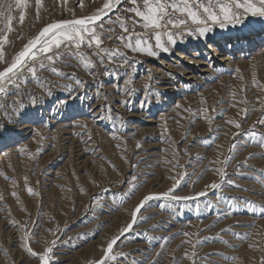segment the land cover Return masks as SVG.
<instances>
[{"label":"rangeland","instance_id":"obj_1","mask_svg":"<svg viewBox=\"0 0 264 264\" xmlns=\"http://www.w3.org/2000/svg\"><path fill=\"white\" fill-rule=\"evenodd\" d=\"M53 3L54 0H45L46 7ZM67 8L75 9L78 15L87 10L80 9L76 0H69ZM33 15L30 10L22 26L14 22L22 36L41 26L40 21H33ZM61 15L68 13H61L57 4L54 16ZM43 18L49 19L47 14ZM16 34H10V38ZM254 35L257 40L250 39ZM220 40L226 42L223 51L215 57L213 53L209 55L208 45L215 47ZM23 42L16 41L18 45ZM105 45L115 46L107 40ZM224 54L228 61L214 64ZM135 59L136 71L131 73L127 69L133 77L131 86L136 89L131 96L120 90L126 87L125 69H112L117 74L105 76L103 66H97L95 75H90L78 59H70L67 63L71 66L57 65L65 73L73 74L68 78L50 72L39 74L46 84L56 85L51 96L32 81L17 97L25 105L22 114L14 115L12 123L0 114V172L12 178L0 176V195L4 197L0 201V264H39L22 247L23 230L12 223L29 219L33 223L28 224V230L35 233L29 240L34 250L41 251L46 241L58 238L52 264H89L100 259L107 242L131 221V211L139 199L150 191H165L174 182L170 177L185 170L196 175L186 178L177 194L195 198L150 202L142 212L149 219H141L114 246V251L126 253L127 258L120 257L109 264H151L157 259L159 264H173V253L179 264H192L183 254L193 249L181 243L189 238L194 244L201 241L194 249L196 264H261L264 215L259 205L264 203V187L251 176L264 168V148L246 135L237 137L235 158L227 167V178L242 185V189L228 185L219 191L207 189L206 185L219 182L220 177L205 169L219 167L210 161L230 155L233 133L252 129L261 116L257 98H264V91L253 82V77L264 86V20L249 18L244 25L216 28L207 38L185 36L183 42L168 53L160 52L158 58L139 55ZM201 62L211 64L209 72L199 73ZM189 73L194 79L188 81ZM76 78L84 81V88H77L70 97L63 85L74 86ZM145 84H150V88L145 89ZM32 97L37 99L36 104L31 103ZM244 99L247 104L238 103ZM60 101L66 103L61 106ZM8 104L11 111L10 100ZM246 107L256 111H250L245 118L241 109ZM203 108L209 111L200 112ZM230 119L242 122V129L227 124ZM81 124L86 127H80ZM254 130L264 132V126L256 123ZM20 148L26 151L21 153ZM250 153L257 154L247 160L252 169L237 168ZM168 160L178 161L181 167L173 168ZM132 174L139 175L141 182L147 177V182L127 199L123 195L127 186L120 181L131 179ZM29 187L38 195L30 194ZM13 191L16 197L11 195ZM201 191L206 195L197 196ZM218 194L255 201L256 211L243 207V199L236 209L227 201L217 204ZM160 203L166 207L161 209ZM229 211L232 214L226 215ZM229 228L231 231H222ZM185 231L189 237L179 234ZM245 233H250L246 239L242 238ZM250 244L254 247L250 248ZM161 245L165 247L161 249ZM157 252H161L159 257Z\"/></svg>","mask_w":264,"mask_h":264},{"label":"snow or ice","instance_id":"obj_2","mask_svg":"<svg viewBox=\"0 0 264 264\" xmlns=\"http://www.w3.org/2000/svg\"><path fill=\"white\" fill-rule=\"evenodd\" d=\"M77 6L82 11L79 15L75 9L67 8L69 0H54L52 7L45 6V0H0V114L9 121L13 122L14 115H21L25 105L22 100H18L23 87L27 86L32 81H36L41 85L47 95H52V87L56 85H48L44 82V78L39 75L42 72H50L61 78L72 76L71 73H65L58 64L63 63L65 66H71L67 62L70 59H78V62L83 65V68L88 70L90 75H95L97 66H103L102 75L112 76L117 74L116 68L125 69L127 79L124 81L126 87L120 89L124 95L131 96L136 89L132 87L133 77L127 71L131 69V73L136 71L134 65L138 63L136 56L144 55L147 57L158 58L160 52L168 53L172 47L179 42H183L184 37H195L197 39L207 38L213 33L214 29H226L237 25H244L249 18H261L264 20V0H76ZM57 4L60 5V12H67V16L61 15L60 18L54 16ZM33 15V21H40L41 26L34 33H29L27 36H22L15 24L23 25L30 14ZM47 14L49 19L44 20V15ZM17 33L14 38H10V34ZM23 40L21 44L16 41ZM112 42L115 46L108 47L105 41ZM9 47L11 51H9ZM129 53L133 54L130 58ZM111 66V68H110ZM239 72V69H236ZM171 75V73H169ZM149 79L151 74L149 73ZM243 79V77H240ZM253 82L257 87H261L264 91V86L253 77ZM72 84L63 85L68 91L69 96L76 91L77 88H84V81L76 78ZM150 84H145V89H149ZM158 95V93H156ZM235 93L232 96L235 97ZM101 93H97V98H100ZM79 97H76L78 99ZM107 101L108 97L103 96ZM11 101V111H9L8 101ZM222 102V101H221ZM257 102L261 104L260 118L253 124L252 129L237 131L232 135V143L228 149L230 155L223 160L210 161V164H219V167L214 169L206 168L205 171H215L220 177L219 182H212L206 185L207 189L221 190L225 185L232 186L236 189H242V185L237 184L234 180L227 178V167L235 158L234 153L237 148L236 139L242 135H246L249 140L256 142L257 146L264 148V132L257 133L255 124L258 123L264 126V98H257ZM31 103L36 104L37 99L31 98ZM63 106L66 101L59 102ZM206 103V101H202ZM238 103L247 104L246 99ZM236 107V104L230 105ZM191 112V109H185ZM202 113H207L208 108L199 110ZM211 111L215 112L216 108L212 107ZM250 111H256L255 108H243L241 112L246 118ZM196 115L197 113H191ZM227 124L234 126L237 130L242 129V122L235 119L226 121ZM80 127H86L81 124ZM0 129H3V124H0ZM227 134V133H226ZM91 138V137H89ZM115 138V137H114ZM247 146V144H245ZM137 149L141 147L140 143L136 144ZM222 146L217 145V148ZM19 151L24 153L26 149L20 148ZM30 155V154H29ZM223 155V153H219ZM257 154L250 153L245 161L239 162L237 168L241 166L252 169L251 165L247 164V160L255 158ZM198 159H200L198 157ZM172 164L173 168L181 167L179 162L167 161ZM138 165H133V168ZM258 174L252 175L251 179L260 183L264 187V168L255 170ZM244 175V173H237ZM196 175L184 172L170 177L174 182L165 191L156 193L148 192L134 206L131 211V221L122 229L119 235L112 237L106 244L103 250V255L98 260L90 261L89 264H109V261H117L118 258H127L124 252L114 251V246L120 240V236L129 232L135 224L141 219L146 221L149 217L143 216L142 212L147 210L152 201H187L194 199L191 195H178L177 190L181 188L182 183L186 178ZM203 173H201V176ZM0 176H4L6 180L12 179L3 172ZM200 177H198L199 179ZM27 181V177H25ZM147 182V177L141 182L140 176L132 174L131 179L120 181L121 184L127 187L123 191L125 198L130 199L142 187L143 183ZM15 187V181H13ZM244 191H252L243 188ZM27 191L30 194L38 195L29 187ZM12 196L16 197L17 193L13 191ZM197 196H205L206 192L201 191ZM244 200V205L248 211L255 213L257 203L243 197H227L217 195L216 203L227 201L232 209L238 207L239 200ZM3 195H0V201H3ZM236 201L237 203H233ZM209 207L212 202H209ZM161 209L166 205L159 204ZM260 213L264 215V203L259 205ZM199 208V205H197ZM229 211L226 215H231ZM220 217H217L219 220ZM15 226L23 230L21 237L22 247L31 256L38 260L39 264H52L53 250L56 247L57 239L46 241L45 246L41 251H36L29 242L30 236L35 235L30 233L28 224L33 223L31 219L28 222L20 223L12 221ZM251 227L252 225H247ZM222 231H231V229H222ZM184 237H189L188 232L179 233ZM176 234H172L174 237ZM235 235L241 236L236 233ZM250 233L243 234L242 238L246 239ZM172 237H165L168 240ZM201 241L198 239L194 244L189 238L181 241L182 244H188L193 251L189 253L185 251L183 256L185 259L196 264L197 253L194 250L196 245ZM227 244V241H223ZM161 249L165 245L160 246ZM249 247H254L250 244ZM156 257L161 255V252L155 253ZM211 255V254H209ZM237 259L233 257V260ZM173 264H179L174 253L172 254ZM135 264H143L142 261H136ZM151 264H159L158 259L153 260ZM261 264H264V256L261 257Z\"/></svg>","mask_w":264,"mask_h":264},{"label":"bare ground","instance_id":"obj_3","mask_svg":"<svg viewBox=\"0 0 264 264\" xmlns=\"http://www.w3.org/2000/svg\"><path fill=\"white\" fill-rule=\"evenodd\" d=\"M249 39V38H248ZM250 39H253V40H257V37H255V35L253 36V37H251ZM259 39V38H258ZM224 40H220L219 42V44H216L215 45V47L214 46H212L211 44H209L208 45V48H207V52H209V55H211V53H213L212 55H213V57H215V56H218V53L219 52H221V51H223V49H222V45L223 44H226V42L224 41ZM233 41H235L234 39H233ZM216 46H217V49H216ZM212 57V61H213V58ZM226 61H228V56L226 55V54H224V55H221V57L219 58V59H217V61H214V64H217V63H225ZM211 62V61H210ZM211 64H212V62H211ZM211 64L210 63H206V62H201V63H198V66H200V69L198 70L199 71V73H203V72H209V67L211 66ZM190 75L188 76V77H186L187 78V80L189 81V80H192V79H194V76L191 74V73H189ZM169 161V160H168ZM7 240V239H6Z\"/></svg>","mask_w":264,"mask_h":264}]
</instances>
